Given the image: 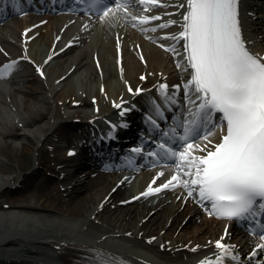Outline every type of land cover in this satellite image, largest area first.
Wrapping results in <instances>:
<instances>
[{
  "label": "bare ground",
  "instance_id": "1",
  "mask_svg": "<svg viewBox=\"0 0 264 264\" xmlns=\"http://www.w3.org/2000/svg\"><path fill=\"white\" fill-rule=\"evenodd\" d=\"M15 26L8 28L14 32ZM52 27L53 24H50L45 31H40L41 35L32 42L33 57L42 59L47 53L53 37ZM116 32H125L127 39L138 38L135 31L120 30L110 17L106 23L97 25L95 32L81 34L83 44L72 56L49 64L46 80L38 79L33 69L24 66L22 71L5 83L6 86L0 87V264L6 260L11 264H58L59 254L53 247L63 243L104 246L136 255V259L147 258L160 264H185L196 255L187 254L186 245H205L209 236L216 235L219 223L201 214L189 200L185 201L183 197L176 200L177 195L172 202H167V198L155 204L146 202L119 207L115 211L108 209L110 215L101 216V223H96L89 217L98 211L100 202L115 182L88 196L79 195L92 182L89 172L80 175L86 169L76 170L74 175L66 168L61 170L65 172L61 183L67 186L68 200L58 192L32 198L28 191L23 192L19 187L18 183L29 185L40 171L38 168L27 173L26 169L33 168V153L42 137L47 135V142L58 149L68 136L64 130L69 125L68 121L83 112L90 113V97L101 95L99 88L102 80L93 61L95 53L100 57L108 95L118 96L122 92L123 84L117 75L113 49ZM260 33L264 36V30ZM140 41L143 42L147 65L151 69L167 63L164 53L150 40ZM14 50L20 53L19 48ZM73 65L75 71L63 82L56 83V79ZM124 65L128 79L138 77L145 67L129 49ZM73 96L74 100H82L84 105L73 109L67 103V99ZM60 100H63V104L58 106L56 102ZM62 109L64 112L59 111ZM20 122H23L22 127L19 126ZM54 137L59 138L56 140ZM83 160H72L71 167L82 163L89 165V159ZM14 192L20 195L13 196ZM119 192L120 189L112 195L113 201L119 197ZM5 202L10 204L8 208H4ZM152 211L155 214L142 222ZM185 219L187 221L183 222ZM170 222L172 225L162 233ZM127 231H132L131 237L126 236ZM150 236L156 239L149 244L146 238ZM167 240L170 242L165 244V249L167 246H184L185 249L162 251L159 246Z\"/></svg>",
  "mask_w": 264,
  "mask_h": 264
},
{
  "label": "snow or ice",
  "instance_id": "2",
  "mask_svg": "<svg viewBox=\"0 0 264 264\" xmlns=\"http://www.w3.org/2000/svg\"><path fill=\"white\" fill-rule=\"evenodd\" d=\"M12 3L16 7L18 0ZM78 3L87 4L84 11L95 9L102 16L118 3L125 6L123 0H78ZM143 3L160 5V0H143ZM180 7L185 11L179 21L169 19L158 27L180 25L176 33L165 34L174 42L166 47L175 51L174 45L183 41L184 62L191 69V78L183 85L185 99L193 104L192 97H195L199 104L189 114L192 118L182 122L179 133L175 128L168 129L176 137L173 143H166L165 139L154 142L156 148L163 150L162 156L156 150L148 153L154 158L150 160L153 166L161 160H171L176 165V174L154 187L156 178L163 176V171L157 173L141 195L182 185L189 197H198L202 204H210L209 215L241 219L250 215L264 216V55L251 50L250 41L242 35L239 0H186ZM157 18L144 15L135 19L150 22ZM28 31L30 29H25L24 34ZM17 62L10 60L0 69V74L14 69ZM38 71L44 75L42 68ZM141 78L146 79V76ZM127 87L129 92L143 91L133 89L131 84ZM168 87L167 83L159 85L164 99L169 104L179 105V97L169 98ZM173 88L178 91L181 85ZM113 103L119 109L124 101ZM130 110L124 108L122 115ZM157 115H161L159 108ZM149 120L159 127L151 116ZM123 126H127L126 121ZM110 127L114 130L117 124ZM215 129L221 130L222 138L213 144L208 137ZM109 135L112 136V132ZM196 139L207 143L195 144ZM76 151L70 148L68 155H75ZM198 151L204 154H197ZM132 152L142 154L143 149L137 146ZM260 229L259 240L254 241L249 253L239 254L237 246L221 237L212 242L221 254L202 258L198 264H228L229 261L231 264H253V261L264 264V223ZM227 235L226 226L224 236ZM154 239L150 237L149 241Z\"/></svg>",
  "mask_w": 264,
  "mask_h": 264
}]
</instances>
